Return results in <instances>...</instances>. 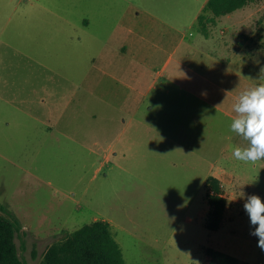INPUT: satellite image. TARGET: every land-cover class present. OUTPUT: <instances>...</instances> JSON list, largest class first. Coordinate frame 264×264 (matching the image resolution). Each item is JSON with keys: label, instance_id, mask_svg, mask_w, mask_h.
Masks as SVG:
<instances>
[{"label": "rangeland", "instance_id": "374dc122", "mask_svg": "<svg viewBox=\"0 0 264 264\" xmlns=\"http://www.w3.org/2000/svg\"><path fill=\"white\" fill-rule=\"evenodd\" d=\"M206 1L0 0V203L26 264L96 220L126 264H205L208 247L264 264L243 208L264 201V159L236 160L230 129L264 84V0L205 36ZM214 174L227 206L210 232Z\"/></svg>", "mask_w": 264, "mask_h": 264}, {"label": "trees", "instance_id": "16d2710c", "mask_svg": "<svg viewBox=\"0 0 264 264\" xmlns=\"http://www.w3.org/2000/svg\"><path fill=\"white\" fill-rule=\"evenodd\" d=\"M257 0H207L197 16L200 32L207 36L208 29L217 19L244 8ZM205 200L209 206L205 227L210 232L222 226L227 200L220 181L208 176L205 182ZM21 225L18 219L0 203V264H26L19 256L15 235ZM205 264H250L220 250L204 249ZM40 264H126L120 246L111 233L107 221L96 220L53 242L45 251Z\"/></svg>", "mask_w": 264, "mask_h": 264}, {"label": "clouds", "instance_id": "9594fccd", "mask_svg": "<svg viewBox=\"0 0 264 264\" xmlns=\"http://www.w3.org/2000/svg\"><path fill=\"white\" fill-rule=\"evenodd\" d=\"M232 109L234 117L230 129L247 141V147L233 148V157L245 163L264 159V84L241 91ZM243 208L254 228L250 234L257 237V246L264 252V201L257 195H250ZM192 262L199 264V261Z\"/></svg>", "mask_w": 264, "mask_h": 264}, {"label": "crops", "instance_id": "0c3cea01", "mask_svg": "<svg viewBox=\"0 0 264 264\" xmlns=\"http://www.w3.org/2000/svg\"><path fill=\"white\" fill-rule=\"evenodd\" d=\"M213 176H215V177L221 179L220 176H223V175H220V176L218 175V176H217L216 174H214ZM240 260H241V259H240ZM243 261H244V260H243ZM246 262H247V261H246Z\"/></svg>", "mask_w": 264, "mask_h": 264}]
</instances>
